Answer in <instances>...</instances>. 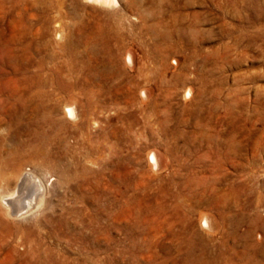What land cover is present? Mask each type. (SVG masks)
I'll list each match as a JSON object with an SVG mask.
<instances>
[{
  "label": "rangeland",
  "instance_id": "rangeland-1",
  "mask_svg": "<svg viewBox=\"0 0 264 264\" xmlns=\"http://www.w3.org/2000/svg\"><path fill=\"white\" fill-rule=\"evenodd\" d=\"M40 129L93 173L25 158L0 264H264V0H0V160Z\"/></svg>",
  "mask_w": 264,
  "mask_h": 264
},
{
  "label": "bare ground",
  "instance_id": "bare-ground-1",
  "mask_svg": "<svg viewBox=\"0 0 264 264\" xmlns=\"http://www.w3.org/2000/svg\"><path fill=\"white\" fill-rule=\"evenodd\" d=\"M87 1L103 6L115 5L117 2V0H87ZM185 93L186 95L191 96V92L189 90ZM87 99L88 98H86V100ZM86 104H90V102H87ZM80 106L81 103L76 97L70 96L67 99H65L64 108H63L65 117L69 120L76 119L77 117L76 114L80 109ZM43 107L45 108V106ZM51 111L58 112L59 107L53 106L51 108ZM44 120L47 122L46 124L50 125L51 122L48 119L44 118ZM56 124H58L57 131L65 130L63 120H59L58 123ZM48 130L49 129L47 130L40 129L33 131V133L30 135L32 139L26 145L29 146L30 148L27 150V152H19V153L8 152L4 156L2 155L3 158H1L0 160V169L4 170L1 174L3 176L6 175L4 180L7 185V190L4 191L1 185L2 179L0 177V217L3 220L6 219L9 220V218L14 219L19 216L22 217L21 215L38 211L43 207L45 203L46 187L43 184L42 180L37 178L32 173H28L25 170H23V167L25 166L24 163L25 158L31 161L36 160L37 163L40 165V167L46 168L48 175L52 176L55 174V176L59 179V181L61 180L60 183L63 185L64 188L71 189L72 191L75 192H78L79 190L82 189L84 185V183H82V181H84L83 177L87 173H93L92 171H89V169H86L80 164H78L79 162L76 163L74 162L75 164L71 162L72 164H70V162H68L65 159L66 157L63 155L62 152L54 151L52 147L53 142L59 139V135L56 130L55 132L57 133L54 134H53L54 131L53 129L51 131ZM150 159L154 163L155 158L151 156ZM9 170L15 171L16 174L15 176H13V178H10V175L8 174V172H10ZM202 218H204V216Z\"/></svg>",
  "mask_w": 264,
  "mask_h": 264
}]
</instances>
